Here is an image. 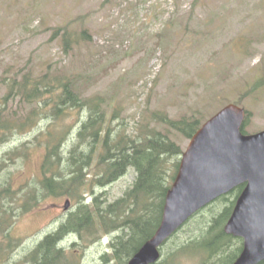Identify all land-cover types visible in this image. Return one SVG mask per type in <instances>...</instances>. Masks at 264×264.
I'll return each mask as SVG.
<instances>
[{"label":"rangeland","instance_id":"1","mask_svg":"<svg viewBox=\"0 0 264 264\" xmlns=\"http://www.w3.org/2000/svg\"><path fill=\"white\" fill-rule=\"evenodd\" d=\"M193 2L0 0V99L11 90L3 82L4 76L17 73L22 77L28 71L38 76L49 63H56L75 78L76 88L85 97L113 96L128 131L135 135L142 124L150 122L152 111H165L172 118L200 112L206 120L228 103L252 112L249 133L263 130L264 83H257L264 79V0H199L192 8ZM58 24H72L76 29L84 26L92 40L65 56L60 41H48ZM9 104V110L19 114L27 113L29 107L21 96ZM79 118L86 114L75 112L52 127L60 130ZM50 122L41 120L31 131L16 132L0 144V159L19 148L9 169L17 188L37 183L35 176L39 177L44 152L37 150L35 143L50 128ZM172 138L183 150L187 148L189 139L182 134L174 131ZM23 144L32 149L25 161L19 154ZM94 174L91 171L87 176V201L102 191L107 194L101 199H117L137 175L131 168L102 187L93 183ZM73 208L76 206L69 197H50L38 209L19 216L12 229L16 247L10 255H3L0 264H30L23 260L28 251ZM186 229L181 234L188 235ZM97 235L99 241H81L74 248L76 255H69L65 262L99 263L109 248V237L102 238L101 231ZM68 240L64 241L66 247L71 243ZM182 264L196 262L184 259Z\"/></svg>","mask_w":264,"mask_h":264},{"label":"trees","instance_id":"2","mask_svg":"<svg viewBox=\"0 0 264 264\" xmlns=\"http://www.w3.org/2000/svg\"><path fill=\"white\" fill-rule=\"evenodd\" d=\"M197 2L194 0L192 8ZM55 40L60 41L63 54L68 56L84 42L91 41L92 35L84 26L76 29L72 24H58L48 41ZM3 82L11 90L0 99V144L9 141L16 132L31 131L41 120L52 122L35 143L37 150L44 152L42 176H35L37 183L18 188L14 185L9 169L19 148L7 151L0 159V263L3 255H10L16 247L12 229L19 216L38 209L47 198L69 197L76 208L23 260L30 264H67L65 260L76 255L74 248L81 241L90 238V242H95L100 238L97 232L101 231L102 238L109 237V248L97 264H128L161 222L166 194L183 153L172 132L190 139L205 116L196 112L172 118L165 111H152L150 122L142 124L135 135L128 131L113 96L85 97L76 88L75 78L56 63H49L38 76L29 71L22 77L15 73L4 76ZM263 83L261 79L257 85ZM18 96L29 106L27 113L9 110L10 100ZM19 106H23L22 102ZM75 112L86 114V118L69 122L72 124L60 130L52 127ZM251 114L247 110L244 132ZM31 153V147L23 144L20 157L25 161ZM131 168L137 173L135 181L117 199H101L106 191L97 195L93 188L95 195L85 200L91 171L95 172L93 183L104 187L128 174ZM244 186L239 185L195 213L164 243L161 259L153 264H182L184 259L196 264H233L242 251L243 239L227 234L224 226ZM185 229L188 235L181 234ZM65 239L71 242L68 247L62 244Z\"/></svg>","mask_w":264,"mask_h":264},{"label":"water","instance_id":"3","mask_svg":"<svg viewBox=\"0 0 264 264\" xmlns=\"http://www.w3.org/2000/svg\"><path fill=\"white\" fill-rule=\"evenodd\" d=\"M245 108L230 103L192 136L168 190L160 225L128 264H150L160 247L193 214L245 183L225 232L244 240L234 264L264 259V130L244 134Z\"/></svg>","mask_w":264,"mask_h":264}]
</instances>
